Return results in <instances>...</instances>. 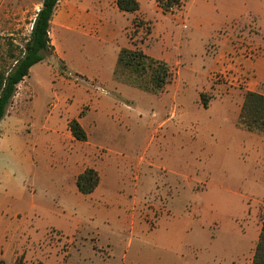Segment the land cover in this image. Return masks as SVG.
I'll use <instances>...</instances> for the list:
<instances>
[{
  "label": "rangeland",
  "instance_id": "obj_1",
  "mask_svg": "<svg viewBox=\"0 0 264 264\" xmlns=\"http://www.w3.org/2000/svg\"><path fill=\"white\" fill-rule=\"evenodd\" d=\"M41 1L0 0V52L28 38ZM139 1L136 14L82 0L106 24L94 37L55 36L57 5L52 49L0 121V264L251 263L264 134L236 121L260 54L252 0H185L174 13ZM121 47L166 61L172 83L155 92L149 74H115ZM74 118L87 141L72 137ZM88 165L100 182L82 194Z\"/></svg>",
  "mask_w": 264,
  "mask_h": 264
},
{
  "label": "trees",
  "instance_id": "obj_2",
  "mask_svg": "<svg viewBox=\"0 0 264 264\" xmlns=\"http://www.w3.org/2000/svg\"><path fill=\"white\" fill-rule=\"evenodd\" d=\"M163 13H174L181 9L185 0H155ZM59 0H42L31 24L29 36L22 45L6 42L0 52V121L7 114L8 106L17 92L21 81L29 74L30 68L44 59V53L52 49L49 35L51 20ZM120 11L136 12L138 0H115ZM149 24L146 20L134 18L133 24ZM148 27V26H147ZM150 29L147 30V33ZM117 70H127L136 77L149 74V87L144 89L160 92L172 83L174 73L168 63L148 56L142 49L121 47L117 54ZM140 88V87H139ZM207 105L205 94H201ZM83 114V111L81 115ZM238 127L251 132L264 134V95L245 91L236 121ZM68 129L74 139L87 141V133L77 119L68 121ZM99 172L93 167H86L76 176V187L82 194L92 193L99 185ZM16 264H25L18 258ZM251 264H264V212L261 218V229L256 243Z\"/></svg>",
  "mask_w": 264,
  "mask_h": 264
},
{
  "label": "crops",
  "instance_id": "obj_3",
  "mask_svg": "<svg viewBox=\"0 0 264 264\" xmlns=\"http://www.w3.org/2000/svg\"><path fill=\"white\" fill-rule=\"evenodd\" d=\"M81 1L82 0H59L58 2L59 5L58 4L57 5L60 8V11L58 14V20L56 21V24L53 28V33L55 36L57 35V33H59L60 30L75 32L77 34L84 35L87 37L88 36L94 37L95 36L94 33L97 34V32L99 31L103 34L106 33L107 28L105 21L98 15V13L89 12L88 9L82 8ZM251 3H252V9L248 11V15L249 17H251L253 24L256 27L255 35L253 36L252 41L253 43H255L256 46L260 48V54L258 57H256L257 59H255L250 64L254 77L249 79L244 90L254 91L264 95V0H252ZM114 5L115 7H117L115 4V0H114ZM140 7H141V3L139 1V10L135 12L136 14L137 13L140 14V9H141ZM156 7L158 6L156 5ZM95 21H97L98 24L94 23ZM51 24H52V20H51ZM85 24L88 31L81 29V26L84 27L83 25ZM92 26L94 27L92 28ZM51 27L52 26L50 25V28ZM49 35H50V30H49ZM95 39L100 40V37L96 36ZM226 41H228V38H224L223 40H221V42L223 43H225ZM127 48H132V47H127ZM55 54L57 55V57L61 56L58 46H55ZM78 121L80 122V118ZM87 167H91V165H88ZM80 172H78L76 176ZM256 227H257L256 231L251 232L253 233V235L250 239V246L253 247L254 249L258 241V236L261 229V220L259 221V224Z\"/></svg>",
  "mask_w": 264,
  "mask_h": 264
}]
</instances>
